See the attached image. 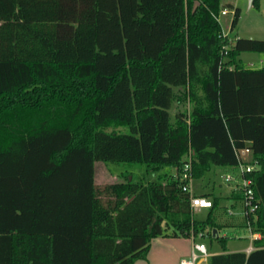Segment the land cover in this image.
Here are the masks:
<instances>
[{"label":"trees","instance_id":"trees-1","mask_svg":"<svg viewBox=\"0 0 264 264\" xmlns=\"http://www.w3.org/2000/svg\"><path fill=\"white\" fill-rule=\"evenodd\" d=\"M223 8L231 31L240 10L221 0H0V264H134L191 231L222 245L208 264H264V67L239 60L264 40L222 37ZM248 143L261 238L247 255L218 234L245 239L246 218L216 217L242 196L204 194L197 222L177 174L188 156L193 181L235 172ZM96 161L133 171L98 187Z\"/></svg>","mask_w":264,"mask_h":264},{"label":"rangeland","instance_id":"rangeland-1","mask_svg":"<svg viewBox=\"0 0 264 264\" xmlns=\"http://www.w3.org/2000/svg\"><path fill=\"white\" fill-rule=\"evenodd\" d=\"M222 4L230 3L234 5V7L239 8L240 17L236 26L230 31L229 22L230 15L220 16L219 19L220 25L223 31H227L229 38L234 40L237 38H250V39H258L264 40V0H259V6L256 8L255 6H248V0H221ZM263 54L261 53H253V52H243L240 54L241 64L250 69H261L264 67V64L261 63V58ZM250 63V64H249ZM183 109V106L175 105L171 114L173 115L176 110ZM108 130H115L117 133H128V128L125 126L120 127H110ZM94 184L98 187H102L107 184L115 183L121 180L122 172H132V166L128 164H106L100 161L94 162ZM227 173V170L223 167H211L208 172L204 174V176L192 183L193 191H202L211 189L216 195L221 194L223 197L221 201V207L229 208L231 205V201L227 199L226 192L227 187L224 184L223 176ZM227 195L229 193L227 192ZM208 210H195L193 212V218L197 222L204 221L207 216ZM233 216L230 218L228 215L221 211H216V217L221 221L222 218H225L224 222L230 223H241L242 218L240 215ZM229 218V220H228ZM242 230L236 229L233 232L227 234L229 238L225 243L226 251H241L244 252L245 249L249 246V241L247 239H239L238 233ZM243 232V231H242ZM169 233V232H168ZM218 234H222V231H219ZM172 238V237H171ZM177 239L172 241V243L167 246L164 250V253L161 254L160 258L163 264H178L180 259L187 258L189 255L191 244L190 240L185 237H177ZM202 242L206 245L207 251L210 254H217L222 251V245H220L216 241L209 242L208 239H203ZM151 247V252L154 250L153 242L151 240L149 248ZM159 255V254H158ZM158 257V256H157ZM146 260V259H145ZM208 264V260L205 262Z\"/></svg>","mask_w":264,"mask_h":264},{"label":"built area","instance_id":"built-area-1","mask_svg":"<svg viewBox=\"0 0 264 264\" xmlns=\"http://www.w3.org/2000/svg\"><path fill=\"white\" fill-rule=\"evenodd\" d=\"M233 14V10L223 8L218 14L217 20L219 21L221 18L220 16L227 15H230L231 19ZM222 37H227L226 31L222 30ZM234 153L237 161L234 168L235 172L229 171L225 173L223 181L230 191L242 196L241 214L246 218L248 231L246 238L249 240V246L245 249L244 253L248 255L254 250L252 245L253 241L258 240L261 237L259 232H253L251 229V222L254 223L257 220V213L260 209V200L254 194L253 180L249 176L251 173L259 169V162L253 157L249 146L237 149ZM175 174L177 173L175 172ZM177 176L180 181L184 182L182 185L183 191L189 193V203L192 212L195 210L210 209L212 207V203L209 199L193 194L190 156L187 157V161L184 163L181 172L177 174ZM206 237V233H193L191 231L188 238L191 242L190 254L187 258H182L178 264H206L205 262L211 256L207 251L206 245L202 242L203 239H207Z\"/></svg>","mask_w":264,"mask_h":264},{"label":"crops","instance_id":"crops-1","mask_svg":"<svg viewBox=\"0 0 264 264\" xmlns=\"http://www.w3.org/2000/svg\"><path fill=\"white\" fill-rule=\"evenodd\" d=\"M233 7H234V5H232ZM226 33H227V36H228V38H229V35H228V32L226 31ZM237 38V37H236ZM229 39H231V38H229ZM232 40V39H231ZM262 60H261V63L262 64H264V54H263V56H262V58H261ZM239 60H240V56H239ZM240 63H242L241 62V60H240ZM250 64V63H249ZM242 65V64H241ZM243 66V65H242ZM244 67V66H243ZM244 68H246V67H244ZM260 67H258V69H259ZM261 68H263V67H261ZM247 69H250V68H247ZM249 145V143L247 144V146ZM227 187V186H226ZM227 192L228 193H230V190H229V188L227 187ZM227 192H226V195H225V197L226 196H228L227 195ZM193 194L194 195H196V196H202L203 197V195L204 194H209L210 196L211 195H216L211 189H207V190H202V191H193ZM218 196H221V194H219ZM205 198H207V197H205ZM209 198V197H208ZM207 198V199H208ZM210 199V198H209ZM240 208V207H239ZM241 209V208H240ZM201 210H208V209H201ZM240 211V210H239ZM231 212H233V211H231ZM234 213V212H233ZM233 213H231V214H229V215H232ZM222 220H225V218H222ZM226 223V222H225ZM219 231H222V234H219L220 236H226L227 234H228V232L229 231H232V229L230 230V229H228V228H225V229H221V230H219ZM261 238V237H260ZM259 238V239H260ZM188 239V238H187ZM239 239H244L243 237L242 238H239ZM245 239H247V238H245ZM175 240H177V239H174V238H171V237H157V238H154V239H152V242H153V246L155 247L154 248V250L151 252V247L149 248V250H148V253H147V256H146V260H137V261H135L134 262V264H163L162 263V261H161V259L162 258H160V256H161V254H163L164 253V250H165V248L167 247V246H169L171 243H172V241H175ZM248 240V239H247ZM249 241V240H248ZM169 244V245H168ZM189 247H190V250H191V244H189ZM227 252H241V251H227ZM220 253V252H219ZM159 254V255H158ZM189 254H190V251H189ZM218 254V253H217ZM211 255H213V254H211ZM158 256V257H157ZM189 256V255H188ZM181 260V259H180Z\"/></svg>","mask_w":264,"mask_h":264},{"label":"water","instance_id":"water-1","mask_svg":"<svg viewBox=\"0 0 264 264\" xmlns=\"http://www.w3.org/2000/svg\"><path fill=\"white\" fill-rule=\"evenodd\" d=\"M253 0H248V6L250 7ZM216 230H213V234H215Z\"/></svg>","mask_w":264,"mask_h":264}]
</instances>
